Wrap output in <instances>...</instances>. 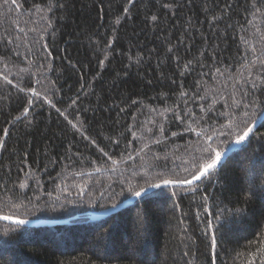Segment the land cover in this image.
Wrapping results in <instances>:
<instances>
[{
  "label": "trees",
  "instance_id": "trees-1",
  "mask_svg": "<svg viewBox=\"0 0 264 264\" xmlns=\"http://www.w3.org/2000/svg\"><path fill=\"white\" fill-rule=\"evenodd\" d=\"M242 87L264 111V0H0V215L69 220L0 221V264H259L264 126L211 187L93 218L215 137Z\"/></svg>",
  "mask_w": 264,
  "mask_h": 264
},
{
  "label": "snow or ice",
  "instance_id": "snow-or-ice-1",
  "mask_svg": "<svg viewBox=\"0 0 264 264\" xmlns=\"http://www.w3.org/2000/svg\"><path fill=\"white\" fill-rule=\"evenodd\" d=\"M152 19L155 20L156 17L153 16ZM168 51L171 52L172 49L170 48ZM185 67H187V65H185ZM8 83L11 84V81H8ZM251 83L253 85L252 91H255V82L253 81ZM20 91H24V89L21 88ZM34 95H36V93H34ZM251 95V92L245 90L242 87L240 89V100L237 101L235 98H233L232 102L226 105V107L229 108L227 115L230 122L227 124H222L218 129H214L216 132L215 137L208 133L207 130L195 132V129L189 125V131L195 132L198 138L203 136L206 137V139H198V144L194 145L190 151L186 148V151L188 152L187 158H181V162L179 164L173 161V167L163 175L158 171L156 173V180L148 182L147 187L134 191L132 195L137 198H141L146 193H149L150 189H158L161 187H175L180 191H196L201 187V185H207L211 187L212 182L216 179L217 167L221 164L222 157L226 155V152L231 151L229 146H243L249 143L251 138L256 136L254 128L258 124L260 126H264V111L259 113L257 112V106L260 102H258L256 99H249ZM133 103H135V101H133ZM29 106H31V102H29ZM50 106L55 107L54 104H51ZM56 110L57 112L60 111L58 108ZM23 115H28V108L24 109ZM173 118H176L175 113H173ZM17 119H20V117H17ZM200 119L203 120L204 118L200 117ZM209 119H212V117H209ZM69 123L72 124L71 121H69ZM72 127L76 128L77 125L72 124ZM2 134L6 137L9 134L8 130L4 129ZM221 137L224 138V141H221ZM257 138H264V133H260V136ZM157 142L159 143V141ZM92 143L95 145L94 141H92ZM115 143L118 144L119 141H115ZM0 147H3L2 143H0ZM156 159H163L167 161L168 157H156ZM113 163H115V161H113ZM261 166H264V162H261ZM177 169H180L181 171H177ZM166 176H171L172 178H165ZM18 186L20 189L27 187V185L24 183H19ZM249 190L254 192L255 185H253ZM152 195H155V193H152ZM171 195L176 197L179 195V192L173 191ZM203 199L207 201L208 198L205 196ZM5 206L10 207L8 204ZM116 207V204L111 205L112 209H115ZM236 211L239 212L242 210L237 209ZM216 218L219 219V216ZM0 220L11 221L17 225H25L28 223V221L24 219L12 220V218L8 215H0ZM138 222L142 225V215L139 216ZM205 235H207V232H205ZM211 241V247L214 250L217 243L214 234L211 237ZM250 264H254V261L250 262ZM259 264H264V258L260 259Z\"/></svg>",
  "mask_w": 264,
  "mask_h": 264
},
{
  "label": "water",
  "instance_id": "water-1",
  "mask_svg": "<svg viewBox=\"0 0 264 264\" xmlns=\"http://www.w3.org/2000/svg\"><path fill=\"white\" fill-rule=\"evenodd\" d=\"M259 126L260 125L258 124L254 128V132L257 130V128ZM242 147L243 146L231 145L230 146L231 151L226 152V155L224 157H222L221 163L226 161L231 154H233L235 151L239 150ZM218 167H219V165H218ZM163 188H165V187H161V188H158V189H150L149 193H146L143 197H145V196H147L149 194H152V193H154V192H156V191H158L160 189H163ZM167 188H169V187H167ZM143 197H141V198H143ZM141 198H137V197L133 196V197L129 198L128 200L124 201L123 203H121L120 205H118L115 209H110L108 211L97 213V214L94 215L93 218L95 220H100L102 218H105L106 216L121 212L122 210L132 206L136 201L140 200ZM11 218H12V220H16L17 219V218H13V217H11ZM0 221L5 222L7 224L16 225V226H23V227H45V226H55V225H63V224H68L69 223V220H61V221L27 220L28 221L27 224H25V225H17V224L12 223L11 221H5V220H0Z\"/></svg>",
  "mask_w": 264,
  "mask_h": 264
}]
</instances>
